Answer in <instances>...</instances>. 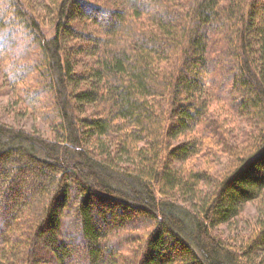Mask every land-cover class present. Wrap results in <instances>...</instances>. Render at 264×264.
<instances>
[{"label": "trees", "instance_id": "1", "mask_svg": "<svg viewBox=\"0 0 264 264\" xmlns=\"http://www.w3.org/2000/svg\"><path fill=\"white\" fill-rule=\"evenodd\" d=\"M0 49L53 116L0 120V264H264V0H0Z\"/></svg>", "mask_w": 264, "mask_h": 264}, {"label": "rangeland", "instance_id": "2", "mask_svg": "<svg viewBox=\"0 0 264 264\" xmlns=\"http://www.w3.org/2000/svg\"><path fill=\"white\" fill-rule=\"evenodd\" d=\"M105 18H103L104 20ZM104 22V21H103ZM105 23V22H104ZM52 35V31L49 32L48 36ZM23 54L26 55V49L24 47L19 48ZM1 50V49H0ZM33 52V51H32ZM31 53V52H30ZM24 55H22L23 57ZM21 61H29V59H18L16 62L14 60H9L5 53L0 52V74H2L0 78V120L8 123L10 125H14L17 127H22L27 130H35L41 133L42 135L53 138V131L50 126V122L47 121L49 118L53 117L52 114L46 113V109L49 108L48 104H50V98L46 96H41L38 99L40 105L38 106L39 111L43 112L46 115L47 120H45L42 116H40V112L33 111L31 106L28 104L25 97L29 96V93L33 91V88L38 84L34 83L33 75H24L22 76V80L16 84L17 88L12 86L7 76L8 67L16 69L18 63ZM16 71L12 70V74L15 75ZM5 74V77L4 75ZM16 80V79H15ZM14 80V81H15ZM0 167H2L4 162L7 161V157L4 155L1 159ZM35 165L39 166L35 163ZM50 169L47 171L49 172ZM27 178L25 175H22V179ZM44 182V180H43ZM28 195L25 196V192L19 191V197L17 200V204L14 205L13 209L18 208V204L20 200L23 201L26 199ZM258 212L256 209V205L254 203H248L244 206L243 211L237 217V220L232 225V229L238 230H246L249 228L251 222L257 217ZM225 229V227H224ZM230 230H228L229 232ZM233 233V231H230ZM80 254V255H79ZM81 251H77V254H73V259L82 256Z\"/></svg>", "mask_w": 264, "mask_h": 264}]
</instances>
